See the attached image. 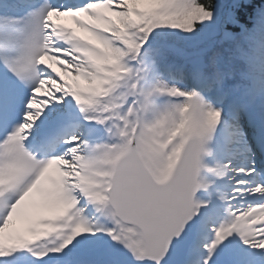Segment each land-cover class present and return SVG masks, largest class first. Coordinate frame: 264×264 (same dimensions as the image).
<instances>
[{
    "label": "snow or ice",
    "instance_id": "1",
    "mask_svg": "<svg viewBox=\"0 0 264 264\" xmlns=\"http://www.w3.org/2000/svg\"><path fill=\"white\" fill-rule=\"evenodd\" d=\"M17 7L0 5V65L6 69L0 79V264H60L72 254L75 245H67L74 237L93 229L122 244L133 259L148 257L153 264H160L173 237L184 244V264H209L233 235L249 248L264 249V169L203 160L220 148L224 116L213 106V92L231 77L222 68L223 46L235 35L224 25L236 23L239 0L223 14L213 0H89L63 7L44 0L14 15ZM54 15L71 17L83 35L53 25ZM256 20L264 30V7ZM161 26L218 38L192 66L168 63L167 52L158 53L173 82L144 88L141 64L157 51L154 30ZM70 73L84 86L73 87L64 78ZM257 91L264 96V81L253 83L252 94ZM69 97L85 123L105 129V140L90 143L59 132L70 119L59 111ZM58 145L66 147L50 154ZM224 179L230 192L216 198L225 218L208 227L211 239L201 245L199 233L215 212L211 186ZM32 193L55 210L51 219L36 221L50 230L43 238L37 233L35 241L18 238L6 245L4 230ZM89 205L111 227L89 223ZM197 247L206 254L192 260Z\"/></svg>",
    "mask_w": 264,
    "mask_h": 264
},
{
    "label": "rangeland",
    "instance_id": "2",
    "mask_svg": "<svg viewBox=\"0 0 264 264\" xmlns=\"http://www.w3.org/2000/svg\"><path fill=\"white\" fill-rule=\"evenodd\" d=\"M20 1L21 0L16 1V4H19ZM27 1H28L27 5H30L32 7H39L42 5L41 3H44V0H27ZM47 2L50 5H52L50 0H47ZM53 2L56 3V5H54V6L63 7L62 2H59L56 0H54ZM231 3H233V0H231ZM18 6L19 7H17L13 11L14 15H21L23 13L24 7L26 5H20L19 4ZM141 7H146V5H141ZM15 13H17V14H15ZM51 23L53 25H58L60 23H67V24L71 25L72 27H74L76 29V32H78V34L83 35V33L80 31L79 28H77V26L73 23L71 17H69V16H66V15L56 16V15H54L51 18ZM166 28H169V27H166ZM213 39H216V37H212L207 31L201 32V34L195 38V40L193 41L192 44L197 46L201 43V45H200L199 49H197L196 51H193V52H189V54H188V56L191 58V61L193 62V64H195L199 61L200 57L198 56V54H200L201 51L203 49H205V48H202L203 40H207V42H209V41H212ZM192 56H194V57H192ZM49 63H51V61H49L47 59L44 61L45 66H47ZM53 66H55V65H53ZM40 67H44V66H40ZM57 70H59V69H57ZM5 74H6V69L3 67V65H0V79H3ZM7 75L10 76L11 74L7 73ZM73 75H75V74L70 73V74L66 75L64 78L67 79L68 82L73 87H83L82 84H85L83 78L74 80ZM162 98L163 97H161V99ZM69 109L70 110H72V109L77 110L76 105L74 104V102L72 101V99L70 97L66 98L64 104L60 106L59 111H61L62 113L68 114ZM66 121L62 122V124L60 125V127H59L60 131H62V129H65ZM240 127L241 126H239V125H234L232 121H229L226 117H224V121L221 125V128L218 129V131H217V138L220 142V148L218 151L214 152L213 156L204 157V163L211 165L209 162L210 159L213 160V163L216 160H220L221 162H223L225 160H231L233 167H249V166L254 167L255 162H256V157L254 155H251L248 152L247 149H248V147H251V144L249 142V139L246 137V134L243 131L241 132L242 128L240 129ZM100 129L107 136L105 129L103 127H101ZM225 129L229 130L232 133V136H233L232 141H229V142L226 141L227 138L225 139V137H224V133H225L224 130ZM65 133L67 136L70 135V134H67V132H65ZM241 134L243 136L242 139H241ZM92 136H93V139H97L100 136V134H98L97 131H94L92 133ZM97 140H99V139H97ZM222 140L226 141V147H223L221 145ZM101 141H99V142H101ZM59 147L63 150V148L66 147V145H59L58 148ZM47 175L54 178L56 176V172L54 169H50L49 173ZM209 179H211V178H209ZM231 187H232V184L227 179L216 180L215 183L211 186L210 190L213 192L212 205L215 208L214 213H216V215L214 216V219L212 221H211V217L206 218V223H205L202 231L199 233V234H204V237L201 238V240H202L201 245L203 243H206L208 240L211 239V232L208 231V227L215 225V224H218L221 220H223L225 218V216H224L225 215L224 204L216 198V194L219 192L228 193V192H230ZM30 196H32V194H30ZM30 196L28 198H26V200L22 203V205L20 207H18L16 212L10 218L9 225L4 230V238H5L6 245L16 242L18 238H23V239H27L30 241H35L37 239V233L40 234V238H43V235H42L43 232L46 230H50L49 226L43 225V224H37L36 221H38L41 217L51 219L55 215V210L52 207L46 205L40 198H38L37 202H35V201L31 200ZM247 199H248V201H252L253 198L248 197ZM81 203H83V202H81ZM89 206H91V205H89ZM97 214H99V213H97ZM95 217L98 219L94 220ZM85 218L89 223H92V222L105 223L107 227H111V225H108V222L105 221L103 217L96 215L92 208H90L88 210L86 209V217ZM100 220H102V221H100ZM30 228H35L36 232L30 231L29 230ZM94 231H95V229H93L91 232H85V233L78 234L76 237H74L73 241L69 245H67V248H73V245H75V248H73V249H76V251L79 253V251L83 247H86V245L79 246L80 245L79 242H84V244H87V243L90 244L92 242L91 236H92V233ZM112 242L114 244L115 251L117 252L116 258L121 259V256L123 255L126 248L122 244H120L116 241L112 240ZM49 243H52V241H49ZM225 243L228 245L227 249H224L223 251H218L217 253H215L213 259L209 261V264H247V263L248 264H264V249L249 248L248 246L242 244L239 240V237H237L235 235L229 237ZM94 248H96V247H94ZM198 248L201 249L200 251L203 252V255L206 254V253H204L202 247H198ZM221 248L223 249V245L221 246ZM107 251H109V250H107ZM249 251H253V252H249ZM195 253L196 252L194 250L191 254L192 260H197L199 258V257H197V255ZM56 255H59V254H56ZM106 255H108V254L103 253V256L106 257ZM76 256H77V254H76ZM136 262H137L136 260H134L133 262L132 261L130 262V260H128L127 264H130V263L135 264ZM121 264H123V261H121Z\"/></svg>",
    "mask_w": 264,
    "mask_h": 264
},
{
    "label": "trees",
    "instance_id": "3",
    "mask_svg": "<svg viewBox=\"0 0 264 264\" xmlns=\"http://www.w3.org/2000/svg\"><path fill=\"white\" fill-rule=\"evenodd\" d=\"M213 3L221 14L232 5L231 0H213ZM261 7H264V0H239V7L233 9L236 23L224 25L229 33L235 35L233 41L223 46L225 51L222 68L224 71L230 72L231 77L225 81L222 89L213 92L214 99L212 101L217 102L215 97H221L222 100L219 104H227L234 114L238 109L236 100L254 98L256 101L255 96L259 91L252 95L251 91H246L249 90L248 84L252 82L258 85L264 81V30L258 26L256 20ZM166 27L161 26L154 30L158 39L157 51L144 59L146 66H150L155 73L160 75L159 77L173 82L164 70L158 53L167 52L168 63L192 66L193 62L188 54L200 48L201 43L197 46L192 43L201 32L193 35ZM210 43L211 41L203 40L202 48H207ZM198 56L200 57V54ZM180 85L192 86L191 84Z\"/></svg>",
    "mask_w": 264,
    "mask_h": 264
},
{
    "label": "water",
    "instance_id": "4",
    "mask_svg": "<svg viewBox=\"0 0 264 264\" xmlns=\"http://www.w3.org/2000/svg\"><path fill=\"white\" fill-rule=\"evenodd\" d=\"M197 194V193H196ZM183 235V233L181 234ZM180 237H173L169 244L168 252L165 253L164 258L161 259L160 264H183L185 261V253L183 251L184 244L176 243ZM141 264H153L151 258L145 257Z\"/></svg>",
    "mask_w": 264,
    "mask_h": 264
},
{
    "label": "bare ground",
    "instance_id": "5",
    "mask_svg": "<svg viewBox=\"0 0 264 264\" xmlns=\"http://www.w3.org/2000/svg\"><path fill=\"white\" fill-rule=\"evenodd\" d=\"M43 4V3H42ZM61 134H62V132H60ZM31 197V200H33V201H35V202H37V200H38V198L39 197H37V195H35V193H32V196H30ZM249 198H251V197H249Z\"/></svg>",
    "mask_w": 264,
    "mask_h": 264
}]
</instances>
